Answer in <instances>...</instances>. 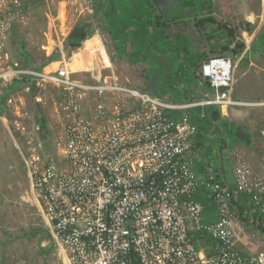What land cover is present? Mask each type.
Segmentation results:
<instances>
[{
	"label": "built area",
	"instance_id": "built-area-1",
	"mask_svg": "<svg viewBox=\"0 0 264 264\" xmlns=\"http://www.w3.org/2000/svg\"><path fill=\"white\" fill-rule=\"evenodd\" d=\"M23 12L19 0H0V85L18 83L27 93L33 87L38 103L39 93L49 91L59 129L44 143L38 139L47 128L34 125L26 141L29 156H21L59 264H264V251L249 257L237 247L240 208L234 202L236 192L245 194L247 212L264 224L263 176L234 153L233 182L210 166L197 177L188 155L197 125L185 109L230 102L233 59L203 58L197 74L208 84L205 93L170 101L122 78L107 53L100 54L102 46L81 56L87 66L77 70L62 61L50 69L52 63L17 66L8 43ZM15 91L4 96L13 125L27 119L15 105ZM178 110V117L171 115ZM205 115L201 110L198 116ZM4 118L8 123L0 114ZM260 138L264 147V126ZM199 189L215 206L213 220H202L203 206L193 197ZM207 240V248L200 246Z\"/></svg>",
	"mask_w": 264,
	"mask_h": 264
},
{
	"label": "rangeland",
	"instance_id": "rangeland-1",
	"mask_svg": "<svg viewBox=\"0 0 264 264\" xmlns=\"http://www.w3.org/2000/svg\"><path fill=\"white\" fill-rule=\"evenodd\" d=\"M19 1L24 5L23 17L15 23L8 43L14 61L17 60L22 64L26 59L25 57H29L35 63L44 61L47 57H52L51 62L46 63L47 65L52 63L48 66V69L55 67L58 64L56 61H62L68 66L73 53L82 49L84 42L87 40L86 48H83L84 51L80 54L81 56L85 53L89 56L90 53L87 52H90L91 48L102 46L100 54H102V51L107 53L116 73L129 80V83L133 86H145L143 68L145 69L148 64L141 59L140 53H133L132 56L125 55L124 45L116 44L117 41L112 42V36L108 34L105 26V19L101 17L99 11L95 15L94 0L93 5H89L88 0ZM115 1L121 8L124 7L123 9L133 14H143L144 16V14L149 13L139 5L140 0ZM221 1L224 7L221 17L228 26L233 27L235 30L232 40L235 43H243L244 46L237 54L232 52L223 54L230 56L236 66L233 70L235 82L234 89L229 97L230 102L222 106L220 113L227 119L247 126V129L254 135L250 134V139L252 136L254 138L251 139L252 155L249 154L248 156H252L254 162L260 164L264 161V147L259 138L260 136L257 135L264 126V48L257 47L252 51L251 46L258 34L264 30V0ZM83 21L91 22L93 32L80 41L79 47L70 49L67 47L66 37L74 25ZM248 26L250 28H247ZM171 39L175 42L174 38ZM168 40L170 41V39ZM131 41L134 42L133 39ZM158 41L155 40L158 47L163 46ZM206 42L207 40L203 39L198 31L191 38L190 47L198 50L203 46L204 51L202 53H205L203 58L220 54L217 50H205V47L208 46L204 44ZM115 46L118 48L115 49ZM255 46H258V43ZM190 47L186 45L187 50L184 52L187 65L189 68L193 67L190 73L192 72L193 76L203 82L197 74L200 60L198 56L191 54L195 49ZM245 47H247L246 50H244ZM149 48L150 50L153 49L152 47ZM126 50H130L129 42H127ZM22 52L25 53V56L22 55ZM181 52H178L180 56ZM208 52L209 55H207ZM150 53L154 56L152 50ZM155 55L158 56V54ZM162 55L164 56L161 57L163 68L160 71V82L165 84L162 88L160 84L157 90L160 92L166 91L165 97L172 99L174 91L179 89L178 85H175L171 80V76H168L173 54L171 53L172 56L169 53H163ZM131 57L133 60L137 59L138 63L133 64L130 60ZM82 64L83 62L81 63L78 56L71 63L75 67L73 70H77ZM84 66H87L86 61ZM165 67L166 71L164 70ZM148 74L150 75V70ZM75 76L78 78V73ZM188 82L186 80L185 84H189ZM48 92L43 90L39 93L40 102L42 103L39 104L41 107H38L36 106L38 102L34 97L29 96V93L23 91V88L16 89L13 94L15 105L26 111V121L22 122L17 119L18 123L13 125L9 123L10 121L7 123L5 118L0 119V264H20L23 261L32 264H48L46 256L49 254V250L52 249L55 252V245L50 231L43 223L40 211L31 196L29 176L21 156V154L25 157L29 156L26 141L29 131L35 132L34 125L39 123L38 119L44 121L47 128L45 130L47 132L46 137L41 138L39 136L38 140L41 142L47 143V137L51 135L49 132L54 131V134L59 129L58 120L48 99ZM208 107L213 106L199 107L196 105L185 110L201 108L206 113L205 108ZM37 108H40V110ZM189 112L191 111L189 110ZM8 117L12 118L11 113ZM1 118L3 117L1 116ZM196 122L200 129L206 128L208 122L211 123L207 119H198ZM213 122L217 124L216 121ZM22 124L24 126H21ZM38 126L40 127L39 124ZM225 135L227 141L232 145L233 137L228 134ZM246 139L247 136L244 135L242 137L243 141L241 140L242 143H245ZM206 142L214 147L215 142L212 139L208 138ZM45 149L53 151L49 147ZM19 196L22 198H19ZM248 208H250V205ZM245 211L247 212L246 207L240 208L237 214V222L241 227L237 244L248 248L252 251V254L257 255L264 251V231L260 228L263 223ZM42 239L51 240L49 242L53 244V247H41L39 244ZM200 246H204V244L202 243ZM200 246L199 248L202 249Z\"/></svg>",
	"mask_w": 264,
	"mask_h": 264
},
{
	"label": "crops",
	"instance_id": "crops-1",
	"mask_svg": "<svg viewBox=\"0 0 264 264\" xmlns=\"http://www.w3.org/2000/svg\"><path fill=\"white\" fill-rule=\"evenodd\" d=\"M96 35L98 36V34H96ZM203 39L207 40V42L204 44L208 45L207 47H205V50H207V51L217 50L218 51V49H213L210 47V43H211V41H213L212 40L213 38H211V36H208V35L204 36ZM222 40L223 39H220V41H222ZM169 42L171 43V41H169ZM130 43H132L131 39H130ZM101 45H102V43H101ZM171 47H175L176 49L172 48L174 50L173 51V50H171ZM202 47L200 49L198 48V50H196V48H192V49H195V51L191 52V54L196 55V56L198 54H202V51H204V48H202ZM169 50H170V53L169 52H167V53H169L170 55L172 53V54H174L175 57H173L174 60H173V63L171 64V69H169V75L168 76H171V80H173L175 85H178L179 89L174 91V97L172 99H168V100L175 101V102H188V101L200 98L202 93L208 89L206 86V83L201 82L198 78H194V76L192 75V72L190 73V70L193 69V67L192 68L188 67L184 50L181 49V47L179 46V43L172 42ZM179 51L183 52V53L181 52V56L178 53ZM153 52L160 55V56H158V58L164 56V55L160 54V52H157L156 50H153ZM207 55H209V52L207 53ZM128 56H129V54H128ZM198 58L200 61L203 59L201 57H198ZM137 63L138 62H135L133 64H137ZM158 65H159V67L161 66V68H163L162 64H158ZM145 68L146 69L143 68V71H144L143 81H144V84L146 86V83H147L150 75L148 74V65ZM161 68H160V71H161ZM164 70L166 71V67L164 68ZM186 80L189 81L188 82L189 84L186 83L187 85L185 84ZM192 83H194V84H192ZM160 84H161V88H162L163 84H165V83L161 82ZM162 93H163V96L165 97L164 94H166V91H163ZM196 109L197 110L189 109L192 112V115L190 117L191 120H193L192 119L193 115L197 116V113L201 110V108H196ZM215 109H217V111H218V117H216L215 119L211 118V123L208 122L206 128H202V129H200L199 127L197 128V132L193 136V139H192L190 151L188 152V155H190L193 159V165L192 166H193V169L196 173V176L202 177L204 174L205 168L210 166L213 169H215L218 176L223 178L226 181V183L229 184V183L233 182V179H232L233 158L232 157H233L234 153H237L244 161H246L247 164H249L252 172H254L255 174L263 176V181H264V170L261 169L262 165L264 164V161L260 162V164H256V162H254V160L252 159V156H248L249 154L252 155L251 150H252L253 146H251V143H249V144L248 143H242L243 140L242 141L238 140V141H233V144L230 145V143L226 139L225 134H228V133L226 132L225 128L223 127V122H228V123L233 124L235 126H245L246 136L248 135L249 137H250V134H252L250 132V130L247 129L246 125L241 124L239 122H235V121L230 120V119H227V117L223 116L220 113V111L222 110V107L205 108V111H206L205 114H207L209 116V113L211 111L213 112V110H215ZM172 113L176 117H178L181 114L180 111H173ZM213 121H216L217 124H215ZM228 135H230V134H228ZM253 136L251 139L254 138ZM257 136L258 137L260 136L259 133ZM208 138L212 139L215 142V143L213 142L214 147H211V145H209L206 142V139H208ZM260 140H261V138H260ZM227 152H228V154H227ZM21 196H19V198H22ZM193 197L195 200L199 201L203 206L202 207V220H213V218L215 216V206H214L212 200L207 195L206 191L204 189H199L194 194ZM246 197L247 196L245 194L236 192L234 194L235 207L236 208H243V207L248 208L249 202H248V197L247 198ZM252 217L254 218V215H252ZM260 228L264 231V224H261ZM49 241H51V240L46 241L45 239H42L40 241L39 245L43 248L47 247V246L53 247V244L50 243ZM209 243H207V241H205V243H203L204 247L207 248ZM237 247L244 254L248 255L249 257H255L256 256V255L252 254V251H250L248 248H244V246L237 244ZM46 260H47L48 264H59V261H57L58 257L56 256V248H55V252L52 249L49 250V254L46 256Z\"/></svg>",
	"mask_w": 264,
	"mask_h": 264
},
{
	"label": "trees",
	"instance_id": "trees-1",
	"mask_svg": "<svg viewBox=\"0 0 264 264\" xmlns=\"http://www.w3.org/2000/svg\"><path fill=\"white\" fill-rule=\"evenodd\" d=\"M102 0H100L101 2ZM117 1L112 0V7L110 6L109 2H106V9L102 10V15L105 17L106 21H108L109 24V31H110V35L114 38V41H117L116 44H120L123 45L124 40L127 39H133L134 42L131 43V52H130V56H132L133 53H140L141 55V59L147 62V59L145 57V55L143 54L142 51L139 50V48H137L138 46L140 47H144L146 48L147 52L152 56V58L155 60L156 63L161 64V57L158 58V56L160 55H155L157 53H154L153 50L152 52L154 53V56L152 53H150V48L149 47H156L158 48V45L155 43V40H159L161 42V45L163 46H159L160 48H158L157 52H159L160 50H164L167 51L168 49H170V45L171 43L168 42V38L169 35L166 33L165 29H162V27H165L166 23L163 20L160 21H156V18H151L148 14H133L131 12H129L126 9H123L124 7H120L119 5L116 4ZM138 5V3H137ZM103 6V5H101ZM90 21H83L81 23H77L76 25H74V27L71 29V31L68 33L67 37H66V43H67V47H69L70 49H75L77 47H79L80 45V41L82 39H84L86 37V35H89L90 33L93 32V28L90 25ZM156 27L158 29H156ZM223 28L226 30L224 33H222L220 35V37H213V41H211L210 43V47L213 49H218V53L220 54H227L229 52H232L233 54H237L241 51V49L243 48L244 44L243 43H235L234 48H230V44L233 42V35L235 30L233 28L230 27H225L223 26ZM247 28H250L249 26ZM89 33V34H88ZM138 39V40H137ZM220 39H223L222 41H220ZM158 41V42H159ZM120 42V43H119ZM163 43V44H162ZM258 43V46H255ZM119 45V46H120ZM180 46V45H179ZM257 47H263L264 48V30L261 31L257 38L255 39V41L252 43V51H254ZM21 48V46H20ZM181 49L184 50V52H186L187 49H184V47H181ZM251 50V49H250ZM163 54V53H160ZM165 54V53H164ZM22 55L25 56V53L22 52ZM15 56V55H14ZM157 56V57H156ZM172 56V55H171ZM198 57L203 58L204 57V53L202 54H198ZM173 57L174 54H173ZM173 57L170 61V63H173ZM26 59L24 60V62L22 64H20V62H18L16 60V65L19 67H41L44 64H46L47 62H49L52 57H47L44 61H39V62H33L30 60L29 57H25ZM54 60V59H53ZM131 62L135 63L138 60H133L132 57L130 58ZM142 62V61H141ZM161 68V66H160ZM146 69V68H145ZM194 78H197L196 76H194ZM206 86L208 88V84L206 83ZM20 88V84L18 83H13L7 86H2L0 85V114H5L7 116L8 121L11 120V117L9 118V113L7 111V108L5 107V102H4V96L7 93H10L11 91H13L14 89H18ZM35 89L32 87L31 88V92H29V96L34 97V93ZM162 93V92H161ZM163 94V93H162ZM39 104L41 103H37L36 106L41 107ZM40 110V108H37ZM195 110H197L195 108ZM200 112V111H199ZM199 112L197 113V116L192 117L193 121L195 122V124L197 125V128L199 127L197 122L198 119H207L209 121H211V117L209 113V116L206 114L205 116L199 117ZM213 112H218L217 109L213 110ZM171 115L173 116V113L170 112ZM41 114V113H40ZM192 115V113H191ZM41 117V116H40ZM39 124L40 128H45V122L39 120ZM259 135H260V131H259ZM245 143H251V139L250 137L247 135V139L245 141ZM263 145V144H262Z\"/></svg>",
	"mask_w": 264,
	"mask_h": 264
},
{
	"label": "flooded vegetation",
	"instance_id": "flooded-vegetation-1",
	"mask_svg": "<svg viewBox=\"0 0 264 264\" xmlns=\"http://www.w3.org/2000/svg\"><path fill=\"white\" fill-rule=\"evenodd\" d=\"M91 1V5H93V0ZM109 0H94V11L95 15L97 11L103 19L105 17L102 15V10L106 9V2ZM153 0H140V6L145 8L147 13L151 18H156V21L163 20L166 25L162 27V29L166 30V33L169 35L171 43L174 42L171 38H174L175 42L179 43L180 47H184L186 49V45L188 47L191 46V38L194 37L195 33L200 32V34L204 36L219 37L226 30L223 28L230 27L225 23V20L221 17L222 10L224 11V7L222 5L221 0H178L179 4L182 6L178 12H181L179 17L173 18L170 21H165L158 10L155 8ZM103 5V6H101ZM176 7V5H175ZM105 26L107 27L108 34L110 35V31L108 29L109 24L105 19ZM195 28V29H194ZM233 28V27H230ZM156 29H158L156 27ZM173 29V30H172ZM234 29V28H233ZM182 38V40H180ZM112 42L114 43V38L112 37ZM127 42H129V51L126 50ZM169 42V40H168ZM120 43V42H119ZM170 43V42H169ZM181 43V44H180ZM124 50L126 51V55L131 52V43L130 39L124 40ZM118 48L115 46V49ZM160 48V47H158ZM158 48L153 47L152 50H158ZM176 49L175 47H171V50ZM192 48V47H190ZM174 51V50H173ZM160 53H167L170 51L160 50Z\"/></svg>",
	"mask_w": 264,
	"mask_h": 264
},
{
	"label": "water",
	"instance_id": "water-1",
	"mask_svg": "<svg viewBox=\"0 0 264 264\" xmlns=\"http://www.w3.org/2000/svg\"><path fill=\"white\" fill-rule=\"evenodd\" d=\"M152 2L165 21H170L173 18L179 17L181 15V12L177 11L182 8L178 0H153ZM109 4L112 7V0H109ZM137 48H139V50L145 55L148 62V71L150 70V76L146 83V88L158 97L163 96V94L157 90V87H159L161 83L160 67L158 63L155 62V60L144 47L138 46ZM210 117L215 119L218 117V112H212ZM223 127L225 128L226 132L233 137V141L242 140V137L246 135L245 126H235L228 122H223Z\"/></svg>",
	"mask_w": 264,
	"mask_h": 264
},
{
	"label": "bare ground",
	"instance_id": "bare-ground-1",
	"mask_svg": "<svg viewBox=\"0 0 264 264\" xmlns=\"http://www.w3.org/2000/svg\"><path fill=\"white\" fill-rule=\"evenodd\" d=\"M88 34H89V33H88ZM97 43H98V42H97ZM86 44H87V40L84 42V47H85ZM84 47H83V48H84ZM83 48L80 49V50H78V52H74L73 55L71 56V58H70V59H71V60H70L71 62H70L69 65L67 66V68H68L69 70H73V69L75 68L74 65H71V63L74 62L76 56H78V58H79L80 61H81V55H80V54L84 51ZM85 48H86V47H85ZM91 49H92V48H91ZM87 53H90V52H87ZM79 56H80V57H79ZM81 63H82V61H81ZM66 65H67V64H66ZM81 66H84V62H83V64H82ZM81 66H80V67H81ZM27 198H28V196H27ZM27 198H26V199H27Z\"/></svg>",
	"mask_w": 264,
	"mask_h": 264
},
{
	"label": "clouds",
	"instance_id": "clouds-1",
	"mask_svg": "<svg viewBox=\"0 0 264 264\" xmlns=\"http://www.w3.org/2000/svg\"><path fill=\"white\" fill-rule=\"evenodd\" d=\"M9 41H10V40H9ZM9 50H10V49H9ZM10 53H11V51H10ZM11 57H13L12 54H11Z\"/></svg>",
	"mask_w": 264,
	"mask_h": 264
}]
</instances>
